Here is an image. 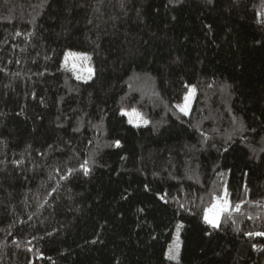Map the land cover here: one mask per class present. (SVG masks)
<instances>
[{
  "label": "trees",
  "instance_id": "16d2710c",
  "mask_svg": "<svg viewBox=\"0 0 264 264\" xmlns=\"http://www.w3.org/2000/svg\"><path fill=\"white\" fill-rule=\"evenodd\" d=\"M260 232L264 0H0V264H264Z\"/></svg>",
  "mask_w": 264,
  "mask_h": 264
},
{
  "label": "rangeland",
  "instance_id": "374dc122",
  "mask_svg": "<svg viewBox=\"0 0 264 264\" xmlns=\"http://www.w3.org/2000/svg\"><path fill=\"white\" fill-rule=\"evenodd\" d=\"M91 52H92V47L89 45L80 46V47L72 46L71 48L68 49L64 57L63 63L65 66L70 67L78 75V77H81L80 79L86 80V81L91 80L95 72V69L91 62L92 60ZM69 54H75V55H69ZM84 57H87V59H85ZM73 65H75V67H73ZM89 68L92 69V73H93L91 77H89L88 75ZM186 97H189V99L187 100L185 99L184 103L185 105H187V108L189 110L190 103L194 98V91L192 89L189 90L188 93H186ZM122 112L127 116L128 121L131 120L132 121L131 123L134 125L145 123V119H143L140 116L139 112L136 109H133V108L124 109ZM225 200L228 202L229 208H230V202L225 197L218 199L215 203H223ZM222 215L223 213L220 215L218 223L220 222ZM171 249L173 250V253L175 254L174 259L175 260L179 259L180 246L178 244V233L176 234V237L171 246Z\"/></svg>",
  "mask_w": 264,
  "mask_h": 264
},
{
  "label": "snow or ice",
  "instance_id": "6c2138e0",
  "mask_svg": "<svg viewBox=\"0 0 264 264\" xmlns=\"http://www.w3.org/2000/svg\"><path fill=\"white\" fill-rule=\"evenodd\" d=\"M69 55H75V54H69ZM85 59H87V57H84ZM73 67H75V65H73ZM92 69L89 68L88 69V75L89 77H91L92 75ZM78 79L81 77H77ZM185 99H189V97H185ZM180 111L183 112L184 114H187L188 108L187 105L180 107ZM132 121L129 120V123H131ZM117 145H119V141L116 142ZM87 163V162H86ZM229 208V204L228 202L225 200L223 203H214L210 208L205 210L204 213V221L205 223L211 225L212 227L216 228L219 226L218 224V220L219 217L222 213H224L225 211H227ZM236 208H239V205L236 206ZM247 235L252 236V235H257V236H264V232H260V233H247ZM169 259H174L175 258V254L173 253V250L170 248L169 249Z\"/></svg>",
  "mask_w": 264,
  "mask_h": 264
}]
</instances>
